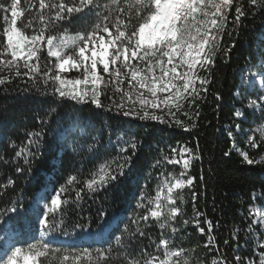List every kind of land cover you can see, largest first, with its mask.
I'll return each mask as SVG.
<instances>
[{"label": "trees", "instance_id": "obj_1", "mask_svg": "<svg viewBox=\"0 0 264 264\" xmlns=\"http://www.w3.org/2000/svg\"><path fill=\"white\" fill-rule=\"evenodd\" d=\"M240 3L251 11L242 17L231 37L227 33L233 30V25L229 24L225 30L222 47L234 44L231 52L218 53L210 73L201 71L200 75L206 76L210 83L208 91L202 92V99L197 101L200 115L194 117L196 127L190 131L175 124L168 127L158 121L117 117L114 112L90 104L77 105L58 98L53 102L52 96L41 95L31 87V82L24 83L19 77L0 86V258L6 259V253L14 246L27 251L30 244L46 242L49 257L39 258L46 260V264H59L65 252L70 259L64 264H121L138 241L140 247L150 244L147 237L136 232L139 226L152 241L158 240L161 233L171 236L174 246L185 248L189 264H211L212 258L237 264L236 256L243 264H259L264 252V228L255 212L264 207V170L261 165L246 164L240 151L254 157L264 153V145L253 149L247 143L249 137L259 139L257 129L264 127V120L260 119V105H264L260 97L264 91L251 78V73L264 63V10H256L248 0ZM234 8L235 4L230 12L233 18ZM3 15L0 13V31L5 26ZM40 55L43 70L49 59L46 46ZM62 75L75 79L81 73L70 70ZM23 80L27 81V77ZM25 87L30 91L24 92ZM39 87L43 91L42 83ZM101 99L109 103L105 97ZM253 99L258 105L255 110L248 108ZM194 108L188 109L186 104L184 110L192 115ZM237 109L241 110V117L235 115ZM253 111L255 117L251 115ZM177 118L185 125L191 123L181 113H177ZM41 129V154L34 159L30 172H17L18 166L24 169L28 166L23 158L15 157V152L27 146L30 133ZM126 141L137 145L131 170L106 189L94 195L89 193L85 181L98 173L102 164L115 168L120 162V145L127 148L121 155H132L133 149ZM173 148L177 149V159L181 148L192 150L191 154L184 153L185 159L189 155L200 157L191 160L183 177L194 178V182L182 190L185 202L177 201L176 205L181 213L176 221L169 222L177 227L176 234L171 227L160 229L151 217L147 225L143 221L132 223L154 206L147 203V197H153L158 189L163 196L164 181L184 171L182 161L169 164L165 159L173 157ZM73 176L77 180L68 184ZM62 188L65 190L61 191ZM80 189H84L81 194L85 198L77 201L76 192ZM192 192L198 194L196 211L204 214L199 217L200 226L205 228L203 235L193 226L196 218ZM57 193L60 208L49 213L50 198ZM141 204L144 207H139ZM205 218L213 223L210 233ZM185 219L189 221L187 226L183 224ZM44 220L47 226L41 223ZM209 236L215 247L205 248ZM116 237L121 238L120 244ZM57 248L60 252L54 254L51 249ZM97 249L104 257H100ZM149 250L156 252L154 247ZM74 256H80V260L75 261Z\"/></svg>", "mask_w": 264, "mask_h": 264}, {"label": "snow or ice", "instance_id": "obj_2", "mask_svg": "<svg viewBox=\"0 0 264 264\" xmlns=\"http://www.w3.org/2000/svg\"><path fill=\"white\" fill-rule=\"evenodd\" d=\"M248 3L256 10H264V0H248ZM21 4L22 0H0V13L4 14L5 25L0 31V72L4 73L0 75V86L11 84L14 77H19L24 83L31 82V87L41 95L52 96L53 102L58 98L73 101L77 105L90 104L96 109L114 112L117 117L158 121L168 127L175 124L186 132L196 127L194 117L200 115L197 101L202 99V92L208 91L210 83L206 76L200 75L201 71L210 73L217 54L223 52L227 55L231 52L234 44L222 47L225 30L229 24L233 25V30L227 33L231 37L236 26L242 23V17L251 11L240 0H38V4L35 0H23V10ZM234 4L233 18L230 12ZM32 9L35 11H30ZM25 12H28L27 16ZM44 46L49 59L42 70L40 53ZM70 70L81 73L80 77L69 79L62 75ZM251 75L260 76V83L264 85V63L259 65L258 72H252ZM24 77H27V81L23 80ZM41 83L44 85L43 91L39 87ZM23 91L28 92L30 88L25 87ZM102 97L109 103L105 104ZM260 99L264 100V94ZM186 104L188 109L195 106L192 115L184 110ZM257 106L255 99L248 104V108L253 110ZM156 110H159V114ZM177 113L187 116L191 123L185 125L177 118ZM235 115L241 117V110L237 109ZM251 115L255 117V111ZM243 118L247 119V114ZM260 119L264 120V105H260ZM236 127L239 130L240 125ZM257 130L259 139L249 137L247 141L253 149L264 145V127ZM228 134L232 136L231 131ZM41 136L42 129L30 133L27 146L15 152V157L23 158L24 164L28 166L27 169L18 166L17 172L31 171L34 159L41 154ZM125 143L133 149L132 155H121L127 148L120 145V162L116 163L115 168L102 164L98 173L85 181L89 193L94 195L106 189L131 170L137 145L132 141ZM176 151L173 148V157L166 156L165 159L169 164H180L182 161L184 171L164 181L163 189L166 192L163 196L161 189H158L153 197H147V203L154 206L138 219H133L132 223L143 221L147 225L151 217L160 229L171 227V232L177 233V227L171 226L169 222L176 221L181 213V208L176 206L177 201L180 204L185 202L182 190L194 182V178L183 177L191 166V160L200 157L189 155L185 159L184 153L191 154L192 150L181 148L180 158L177 159ZM240 155L246 164L261 165L264 170V153L254 157L240 151ZM76 180L77 177L73 176L68 184ZM174 190H177L175 194ZM83 191L80 189L76 192L77 201L85 198L81 194ZM197 195L192 192L196 218L193 226L203 235L205 228L200 226L199 217L204 214L195 209ZM50 200L48 212L52 213L54 209L60 208L59 193ZM12 210L15 211V208ZM261 222L264 223V217H261ZM41 223L47 226L46 220ZM204 223L210 233L212 221L205 218ZM183 224L187 226L189 221L185 219ZM136 232L147 237L150 244L140 247L138 241L121 264H189L184 255L185 248L174 246L171 236L161 233L158 240L152 241L141 227L138 226ZM116 241L120 244L121 238L116 237ZM224 243L227 245L228 241ZM209 245L215 247L211 236L203 246L208 248ZM152 247L156 252L149 250ZM237 247L240 245L237 244ZM51 251L55 254L60 249ZM49 252L50 247L46 242L30 244L27 251L14 246L6 253V259L0 258V264H46V260L39 258H48ZM97 252L100 257H104L99 249ZM217 252L219 254V248ZM69 259L70 254L65 252L59 264ZM72 259L78 261L80 256ZM235 259L237 264H243L239 256ZM211 264L226 262L212 258ZM259 264H264V252L260 254Z\"/></svg>", "mask_w": 264, "mask_h": 264}, {"label": "rangeland", "instance_id": "obj_3", "mask_svg": "<svg viewBox=\"0 0 264 264\" xmlns=\"http://www.w3.org/2000/svg\"><path fill=\"white\" fill-rule=\"evenodd\" d=\"M259 70L255 71L258 72ZM251 78L255 81V83L264 91V86L260 83L261 81V77L260 76H256L253 77L251 75ZM70 87V86H69ZM80 87H84L83 85H81ZM257 219L260 223V225L264 228V223L261 222V217H264V207L263 208H259L256 212H255Z\"/></svg>", "mask_w": 264, "mask_h": 264}]
</instances>
